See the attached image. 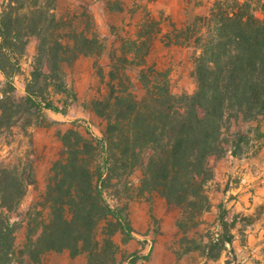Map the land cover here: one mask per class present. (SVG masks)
<instances>
[{"label":"trees","instance_id":"trees-1","mask_svg":"<svg viewBox=\"0 0 264 264\" xmlns=\"http://www.w3.org/2000/svg\"><path fill=\"white\" fill-rule=\"evenodd\" d=\"M57 2L0 0V134L42 123L47 112L66 115L77 96L65 65L80 55L100 58L107 53L106 39L97 32L89 37L65 31L68 24L57 15ZM185 33L198 50L194 91L174 93L167 71L142 68L137 86L123 70L120 76L128 85L112 87L108 97L92 101L93 110L106 120L101 135L90 132L85 138L74 130L62 135L66 156L52 167L43 206L48 214L39 210L29 219L27 241L19 251L14 247L17 223L11 216L33 175L29 167L0 164V264H40L50 251L85 254L86 264L146 259L148 254L140 252L118 258L121 249L112 236L119 231L127 242L133 229L124 208L107 197L112 186L118 188L116 196L127 194L129 187H121L122 182L137 170L136 194L156 193L178 207L179 229L197 226L211 210L208 185L215 171L210 157L228 152L245 156L249 132L234 126L264 120V0H212L208 12L193 17ZM31 38L36 51L25 94L19 97L14 78L22 72ZM132 49L137 64L143 63L145 54L136 41ZM126 61L119 59L122 66ZM111 67L114 77L120 68L116 63ZM253 130L262 136L258 125ZM226 214L220 204L222 231L211 246L232 243L233 220Z\"/></svg>","mask_w":264,"mask_h":264},{"label":"rangeland","instance_id":"rangeland-1","mask_svg":"<svg viewBox=\"0 0 264 264\" xmlns=\"http://www.w3.org/2000/svg\"><path fill=\"white\" fill-rule=\"evenodd\" d=\"M211 1H58L57 15L62 16L68 24L65 31L84 32L89 37L97 32L100 38L106 39L107 53L100 58L80 55L65 65L67 81L77 96L66 115L47 112V119L42 123L26 129L14 127L11 131L0 134V164L17 165L20 170L29 167L33 175V183L28 185L18 211L11 216L12 221L17 223L14 235V247L17 251L27 241L29 219L36 216L39 210L45 217L48 214V208L43 206L53 173L52 167L57 160L66 156L62 135L69 130H74L85 138L91 137V133L101 135L106 120L93 110L92 101L108 97L112 87L122 90L128 85L129 82L123 81L120 74L126 70L129 79L132 78L138 86V71L152 67L169 73L174 93L194 91L195 79L192 72L198 50L194 46V38H187L185 30L193 17L208 12ZM133 41L137 42L140 53L145 54L141 64H137L139 58H135ZM35 51L36 40L31 38L26 55L21 61L22 72L14 78L16 95L19 97L25 94V79L30 74ZM121 58L127 59L123 66L119 62ZM112 63L120 68L114 77L110 74ZM256 125L262 136L253 130ZM234 129L249 132L251 138L248 153L241 159H258L264 170V120L259 123H239ZM228 154L232 155L228 152L221 158L210 157L209 162L214 170L219 163L229 159ZM140 175V170H137L129 176L127 182H122L121 187H129L127 194L120 192V196H116V186L108 190L109 201L124 208L133 229V237L127 242H123V235L119 231L112 236L121 249L118 258L140 252L148 254V257L136 264H262L259 259L252 260L251 253L244 259L229 243H225L224 248H219L220 245L211 246L210 241L222 231L214 214L204 215L195 227L179 229L178 207L168 204L156 193H146L143 196L136 194L135 188L139 185ZM233 181H236V177ZM115 182L116 179H113L112 183ZM218 188L211 182L208 185L210 193ZM228 198L234 200L235 195ZM104 225L105 222H102L100 239L103 237L101 232ZM40 264H86V255L71 256L68 251H50L42 256Z\"/></svg>","mask_w":264,"mask_h":264},{"label":"crops","instance_id":"crops-1","mask_svg":"<svg viewBox=\"0 0 264 264\" xmlns=\"http://www.w3.org/2000/svg\"><path fill=\"white\" fill-rule=\"evenodd\" d=\"M228 158L215 167L211 183L219 188L209 192L212 207L203 216L214 214L220 226L217 215L221 204L226 219L233 220L230 246L244 259L251 253L252 260L256 258L264 264V170L258 159L235 158L229 154ZM232 194L235 198L229 200Z\"/></svg>","mask_w":264,"mask_h":264}]
</instances>
